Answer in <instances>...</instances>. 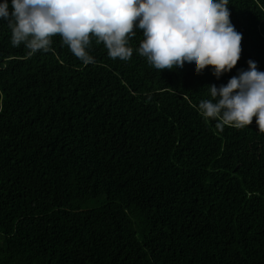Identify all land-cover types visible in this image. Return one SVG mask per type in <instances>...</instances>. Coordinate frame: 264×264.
<instances>
[{
    "label": "trees",
    "instance_id": "obj_1",
    "mask_svg": "<svg viewBox=\"0 0 264 264\" xmlns=\"http://www.w3.org/2000/svg\"><path fill=\"white\" fill-rule=\"evenodd\" d=\"M227 6L241 54L219 79L154 68L140 29L128 60L92 37L84 64L0 19V264H264V132L198 107L249 59L264 71V0Z\"/></svg>",
    "mask_w": 264,
    "mask_h": 264
},
{
    "label": "clouds",
    "instance_id": "obj_2",
    "mask_svg": "<svg viewBox=\"0 0 264 264\" xmlns=\"http://www.w3.org/2000/svg\"><path fill=\"white\" fill-rule=\"evenodd\" d=\"M229 0H0V19L11 17L13 44L32 53L47 52L59 34L84 64L94 62L87 51L91 38L103 43L110 58L128 60L130 37L142 30L136 50L156 69L190 65L206 67L219 79L237 64L242 34L230 22ZM11 7V11L9 8ZM226 84L208 86L210 99L199 103L205 119L244 128L253 122L264 132V71L249 59Z\"/></svg>",
    "mask_w": 264,
    "mask_h": 264
}]
</instances>
